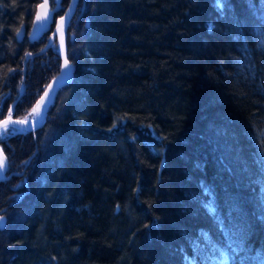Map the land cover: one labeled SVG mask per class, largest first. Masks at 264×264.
I'll use <instances>...</instances> for the list:
<instances>
[{"label": "trees", "instance_id": "1", "mask_svg": "<svg viewBox=\"0 0 264 264\" xmlns=\"http://www.w3.org/2000/svg\"><path fill=\"white\" fill-rule=\"evenodd\" d=\"M41 2L0 0V121L61 71L18 39ZM223 3L86 0L72 81L2 140L0 264H264V0Z\"/></svg>", "mask_w": 264, "mask_h": 264}, {"label": "snow or ice", "instance_id": "2", "mask_svg": "<svg viewBox=\"0 0 264 264\" xmlns=\"http://www.w3.org/2000/svg\"><path fill=\"white\" fill-rule=\"evenodd\" d=\"M77 0H72V3L68 6L67 12L64 13V15L61 17L59 21V25L57 26L56 33L53 35V39L55 40L59 38V42L61 45V48L64 45V33L66 27H68L70 20H71V15L74 11V5L76 4ZM215 6L217 7L218 11L222 10L223 7H225L223 0H214ZM53 3L56 5V8H50L49 6V0H42L41 3L37 4V11L35 13V23L33 24V29L34 31L42 25L47 24L48 22H52L54 15L56 13V9L61 6L60 0H53ZM215 25L213 23H209L208 28L209 31H212L214 29ZM21 28H23V25H21ZM21 34L20 29L17 30V35L19 36ZM43 51V49L41 50ZM32 53H26V58L30 57ZM64 67L65 69H70L71 65L70 62L68 61L67 58H65L64 61ZM14 71V70H10ZM48 97L49 93L45 92L44 97L41 98L39 102H37L36 106L31 109L30 112H28L23 119H13V109L8 108L6 109L7 111V117L0 121V128L3 129L2 132H0V139L3 137L8 136L11 134V132H18L21 131V129H18L16 126L17 125H23L25 128L23 130H28L31 131L33 128H35L36 124L40 122L43 116V111L47 107V102H48ZM3 100V97L0 96V101ZM5 109H0V116L4 115ZM17 115H19V111L17 110ZM123 119V118H118V120ZM11 126V132H10V127ZM115 127V125H113ZM152 135L156 136L157 139H160V137L155 133L153 130ZM24 164H28V161H24ZM9 167L7 157L4 156L2 150H0V179H4V172L7 171ZM119 207V206H117ZM4 216H0V227L3 226V221H4ZM195 259V258H193ZM224 259L227 260L228 257L227 255L224 256Z\"/></svg>", "mask_w": 264, "mask_h": 264}, {"label": "water", "instance_id": "3", "mask_svg": "<svg viewBox=\"0 0 264 264\" xmlns=\"http://www.w3.org/2000/svg\"><path fill=\"white\" fill-rule=\"evenodd\" d=\"M80 1L81 0H77L76 4L74 5V11H73V13L71 15V19L76 14L77 7H78ZM60 2H61V0H60ZM71 3H72V0H71ZM49 6H50V8H56V6L55 7H52L51 0H49ZM59 9H60V7L56 9V13L54 15V18H53V21L52 22H48L45 25L39 26L35 31L33 29V24L35 23V18H34L33 24L31 26L29 32L27 31L26 26L23 24V28L20 29L21 34L18 36L19 41H23L26 36H28V39L31 42H35V41L39 40L41 37H43V35L45 33L49 32L52 29L53 24L56 23L55 21H57V20H55V18H56V14L59 12ZM67 10L68 9H66V12H67ZM60 19L57 21V26L59 25ZM56 29L54 30L53 35H54V33H56ZM67 36H68V27H66V29H65V33H64V45H63L62 48H61V45H60V42H59V53L61 55L62 62H63V66H62L61 72L56 77H54V79L51 81V83L47 87L46 92L49 93L47 107L43 111L42 119L40 120L39 123L36 124L35 128H33L31 131H36V130H38L39 128H41L45 124L46 119H47V116H48V113H49V110H50L51 106L54 104L55 99L57 97V94H58L59 90L61 89L62 86L70 83L72 81V79H73L74 70H75V64L70 61L69 56H68L69 45H68V41H67ZM57 37H58V35H57ZM50 45H51V43L49 44V46ZM46 49H48V47H46L45 49H43V51H46ZM43 51H40V52H43ZM65 58H67L68 61L70 62V65H71L70 69H65V67H64ZM24 89H25V86H23V90ZM42 97H44V94L42 95ZM12 109H13V119H19V118H16L14 116V106H13ZM21 119H23V118H21ZM16 127L18 129H21V132H28V130H23L25 128V126H23V125H17ZM2 131H3V129L0 128V132H2ZM0 150H2L4 156H6V153L3 150L2 146H1V143H0ZM7 161H8V158H7ZM3 175H4V177H6L7 171H5ZM4 179H0V182L2 180H4Z\"/></svg>", "mask_w": 264, "mask_h": 264}, {"label": "bare ground", "instance_id": "4", "mask_svg": "<svg viewBox=\"0 0 264 264\" xmlns=\"http://www.w3.org/2000/svg\"><path fill=\"white\" fill-rule=\"evenodd\" d=\"M85 2H86V0H81L80 2H79V5H78V7H77V12H78V10H80V9H82L83 8V5H85ZM51 3H52V7H54V6H56L55 4H54V6H53V0H51ZM70 3H71V0H68V2L67 3H65L64 2V0H61V2H60V4H61V6H60V9H59V12H58V16H57V21L64 15V13L66 12V9H68V6L70 5ZM77 12H76V14H77ZM76 14L73 16V18L71 19V20H73L74 19V17L76 16ZM55 20H56V18H55ZM70 20V23H69V25H68V36H67V41H68V45H69V41H70V39H71V29H70V24H71V21ZM57 21H56V23L55 24H53V26H52V29L49 31V32H47V33H45L44 35H43V37L44 36H46V35H48L49 36V40H48V44L43 48V49H45L46 47H48V49L50 48V47H52L53 46V44L54 43H57V45H58V52H59V39H58V37L54 40L53 39V32H54V30L57 28ZM25 25V24H24ZM26 26V25H25ZM27 28V27H26ZM43 37H41L40 39H42ZM39 39V40H40ZM39 40H37V41H39ZM36 42V41H35ZM51 43V45L49 46V44ZM48 49H46V50H48ZM60 54V53H59ZM61 56V55H60ZM68 56H69V52H68ZM62 59V58H61ZM71 61V60H70ZM73 63V62H72ZM62 66H63V62H62ZM62 69V68H61ZM61 72V71H60ZM59 72V73H60ZM58 73V74H59ZM57 74V75H58ZM56 75V76H57ZM55 76V77H56ZM54 79V78H53ZM52 79V80H53ZM51 80V81H52ZM51 81H50V83H51ZM49 83V84H50ZM69 84V83H68ZM25 86V85H24ZM49 86V85H48ZM65 86V85H64ZM63 87V86H62ZM61 87V88H62ZM25 92V89L24 90H22V92H21V96L23 95V93ZM45 92H46V90H45ZM44 92V93H45ZM43 93V94H44ZM58 95V94H57ZM42 97V96H41ZM41 100V98L39 99V101ZM56 100V99H55ZM38 101V102H39ZM6 118V117H5ZM10 127V126H9ZM10 132H11V127H10ZM14 132H11V134H13ZM10 135V134H9ZM7 137V136H6ZM5 137H3L2 139H0V143H1V146H2V148H3V150H4V145H3V143H2V140L4 139ZM5 151V150H4ZM7 156V155H6Z\"/></svg>", "mask_w": 264, "mask_h": 264}, {"label": "flooded vegetation", "instance_id": "5", "mask_svg": "<svg viewBox=\"0 0 264 264\" xmlns=\"http://www.w3.org/2000/svg\"><path fill=\"white\" fill-rule=\"evenodd\" d=\"M53 6H54V3H53ZM55 7V6H54ZM57 16H58V13L56 14V19H57Z\"/></svg>", "mask_w": 264, "mask_h": 264}, {"label": "rangeland", "instance_id": "6", "mask_svg": "<svg viewBox=\"0 0 264 264\" xmlns=\"http://www.w3.org/2000/svg\"><path fill=\"white\" fill-rule=\"evenodd\" d=\"M37 54V53H36ZM39 54V53H38Z\"/></svg>", "mask_w": 264, "mask_h": 264}]
</instances>
